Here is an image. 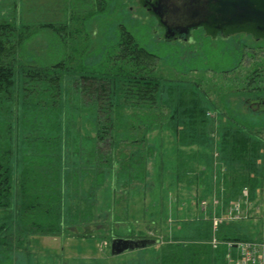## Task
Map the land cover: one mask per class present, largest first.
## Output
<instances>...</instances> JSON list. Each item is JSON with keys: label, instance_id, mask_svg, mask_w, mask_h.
Returning <instances> with one entry per match:
<instances>
[{"label": "rangeland", "instance_id": "1", "mask_svg": "<svg viewBox=\"0 0 264 264\" xmlns=\"http://www.w3.org/2000/svg\"><path fill=\"white\" fill-rule=\"evenodd\" d=\"M109 2L110 5L107 0H0V21L17 16L21 21L31 24H69L63 32L50 29L37 31L24 43L18 54L20 61L33 66H48L64 61L74 70L70 75L64 76V101L67 104L63 114L64 130H68L74 122L75 126L71 127L74 134L94 137L93 117L88 115L87 103L82 109L73 110L68 107L76 106L81 96L76 83L81 65H86L89 72H98L103 66L100 61L104 62L107 57L110 59V56L121 54V47L118 46L121 24L134 34L141 46L158 55L153 74L165 79L162 86L164 99L169 98L170 87L177 91L186 89L189 93L193 92L202 99V105L209 111L206 124L192 125L182 113L185 107H178L176 102L170 108L163 102L161 110L167 116L165 125L152 127L146 133L144 127L136 129L130 124L131 132L124 127L130 119L129 115L137 124V119L142 114H138L141 111L133 105L123 103L124 99L121 98L123 104L119 102L114 109V113L121 115L116 132L125 134L127 128L129 134H136L139 141L143 138L145 145L155 148L147 158L144 181L120 184L112 176L93 196H88L85 192L90 188V179L85 181L82 187L84 190L78 195L67 188L64 198L65 233L29 234L28 240L18 246L15 252H7L0 257L11 255L13 264H101L95 262V258H102L108 263L112 239L96 238L93 235L110 236L113 228L114 233L126 235L133 232V229L136 235L147 233L151 237H159L161 241L157 246H151L135 255L125 254L115 264H157L156 250L172 242L208 244L217 250L223 245L218 231L225 222H234L240 227L237 232L251 237L254 242L264 243V194L247 205L243 202V194L239 198L228 200L223 193L225 186L222 175L232 169L221 151L224 137H231L243 128L252 137L264 139V115H257L261 116L260 121L263 119L258 127L245 128L243 121L254 118L252 115L255 114L242 101L250 94L264 90V51L253 49L252 40L248 38L245 40L248 44L240 51L243 53L241 59L238 58L240 61L231 64L233 66L228 62L224 66L226 69L217 71L215 64L212 66V61L205 60V68L202 66L203 60L197 59L203 52L208 54L202 40L189 47L167 43L160 37L162 29L158 17L146 7L139 6L138 0ZM86 14L90 16L85 22ZM156 31L159 33L155 34ZM207 44L209 47L216 46L212 42ZM194 46L198 48L193 49ZM187 52L189 54L186 56ZM191 54L199 55L190 57V63L184 62V58L189 60ZM21 78L22 75L17 76V91L13 102H6L5 105L11 112L2 116V120L8 119L10 123L7 124L10 127L6 135L0 136L4 139L2 143H8V146H20L17 124L20 123L21 116L20 98L18 99L19 92L23 89ZM176 108L180 110L179 113L170 118L169 113ZM135 114L137 118L134 117ZM193 130H196L195 140L188 138L187 144H180V132L188 134ZM227 132L231 134L226 135ZM133 141L132 138H120V150L127 155L130 151L137 152L138 147ZM105 142L106 148H109L110 139ZM143 151H146V146ZM251 157L255 158L253 155ZM234 167L238 168V164ZM184 171L188 173L191 182L189 179L179 180ZM247 189L249 191L248 187ZM238 203H241V207L234 210V205ZM88 204L94 205L93 221H89L85 216L86 211H82L87 209ZM78 209L82 212L77 211ZM161 210L165 211V219L161 223L162 232L156 227L160 224L161 212H164ZM70 213L78 219L70 217ZM207 231L211 234L210 239L201 236ZM175 237L177 240H174ZM228 242L230 241L225 243ZM229 251L226 254L227 262ZM216 264H220L219 259Z\"/></svg>", "mask_w": 264, "mask_h": 264}, {"label": "trees", "instance_id": "2", "mask_svg": "<svg viewBox=\"0 0 264 264\" xmlns=\"http://www.w3.org/2000/svg\"><path fill=\"white\" fill-rule=\"evenodd\" d=\"M109 1L107 0L110 5ZM88 16L90 15L85 16V22L89 19ZM67 26H69L68 22L31 24L21 21L17 16L0 21V134H2L0 136L4 137L10 127L7 125L10 124L9 120H2V116L6 112H11L5 105L6 102H13L17 91L15 85L18 82V75H22L23 87L18 95L21 116L20 123L17 124V138L20 140V146L16 144L8 146V143H2L4 139L0 138V256L7 252L10 254L15 252L18 246L20 247L24 241L28 240L29 234L61 235L65 233L67 228L64 198L68 192H66L67 188L78 195L84 190L82 187L85 181L90 179V188L85 192L88 196H93L96 190L106 185L112 176L115 182L120 181V184L129 185L133 181H144L147 174L145 170L147 158L155 148L145 145L143 138L139 141L136 134H129L127 128L132 132L130 124L136 129L144 127L146 133L152 127L165 125L167 116L161 110V105L165 104L171 108L172 103L176 102L178 107H185L182 113L187 116L189 123L198 126L206 124L209 111L202 105V99L193 92H190V96L186 89L177 91L170 87L169 98L164 99L162 86L165 79L153 74L154 66L159 59L158 55L141 46L134 34L121 24L118 37L121 54L110 56V59L107 57L104 62L100 61L103 66L98 72H89L86 65L80 64L82 69L76 83L81 96L76 106L68 107L73 110L82 109L87 103L88 115L93 117L94 137H85L80 133L74 134L71 128L75 126L74 122L70 123L71 126L65 131L63 114L67 104L64 101V76L70 75L74 70L64 61L48 66H33L20 61L18 54L24 43L37 31L50 29L63 32ZM155 34L158 33L155 32ZM160 37L163 39L162 36ZM163 41L167 42L165 39ZM202 41L208 49V54L203 52L201 57H197L199 54H191L189 58L197 57L203 60L202 66L205 68L207 67L204 64L205 60L212 61V66L215 64L218 71L227 66L225 63L229 62L231 65L240 58V51L226 43L209 47L207 43L211 42L210 39L202 37ZM197 48L194 46L193 49ZM188 54L187 52L186 56ZM191 58L189 60L184 58V62L190 63ZM197 88H195L196 91ZM121 98L124 99L123 103L133 105L135 109L141 111L138 114H142L138 117L137 124L129 115L128 124H124V127H127L125 134H118L115 130L121 115L114 113V109L119 102L121 103ZM179 111L178 108L172 110L169 113L170 118L176 117ZM136 116L137 114L134 115ZM252 116L254 118L243 121L245 128L258 127V124L260 125L263 121V119L259 120L261 116L258 117L256 114ZM195 133L196 130L188 134L181 131L178 135L180 144H187L188 138L191 141L195 140ZM227 134L231 133L227 132ZM122 137L123 140L134 139L133 142L138 147V151H130L127 155L122 149L120 150ZM108 138L110 139L109 148H106L105 141ZM145 146L146 151H143ZM221 147L224 159L232 169L222 175L225 186L223 193L228 200L239 198L247 187L252 201L257 200L259 196L262 197L264 194V139L252 137L243 128L231 137H224ZM252 155L255 158H252ZM234 163L238 164V168L234 167ZM161 171H163L162 168ZM189 178L186 171L179 176V180L182 181ZM189 182H191L190 179ZM93 208L94 205L88 204L87 209L82 210L86 211L85 216L89 221L95 219ZM164 213L165 211L161 212L160 224L156 225L161 232L163 231L161 223L165 219ZM69 216L73 218L75 215L70 213ZM74 218L78 219L76 216ZM114 218L116 221V217ZM238 228L240 229L234 222H225L221 225L218 237L223 240V245L217 250L208 244L195 242H172L161 246L156 250L157 264H216L217 259L220 260V264H226V254L229 251L226 241L251 240V237L237 232ZM111 231L113 234L110 236L107 234L93 236L103 239L120 236L150 238L157 239L159 242L119 255H113L110 247V261L107 263L102 258H95V262L115 264L125 254L135 255L161 242L159 237H151L147 233L136 235L133 229H131L133 232L126 235L114 233L113 228ZM207 233L201 236L204 235L203 238L210 239L211 234L209 231ZM174 240H177V237ZM0 264H13L11 255L5 258L0 257Z\"/></svg>", "mask_w": 264, "mask_h": 264}, {"label": "water", "instance_id": "3", "mask_svg": "<svg viewBox=\"0 0 264 264\" xmlns=\"http://www.w3.org/2000/svg\"><path fill=\"white\" fill-rule=\"evenodd\" d=\"M261 0H157L154 14L166 28L174 27L182 33L191 28L214 25L254 24L261 30L264 13L258 7ZM159 240L150 238L114 237L111 252L119 255L126 251L146 248L157 244Z\"/></svg>", "mask_w": 264, "mask_h": 264}, {"label": "flooded vegetation", "instance_id": "4", "mask_svg": "<svg viewBox=\"0 0 264 264\" xmlns=\"http://www.w3.org/2000/svg\"><path fill=\"white\" fill-rule=\"evenodd\" d=\"M156 2L157 0H138V5L146 7L150 12H154V4ZM132 9H134V7H132ZM258 9L260 12L264 13V0H261ZM223 24L224 22L218 24L217 21H215L214 25H202L197 28H191L188 33H182L174 27L170 29L166 28L159 22L162 29V31H160V36L167 42L176 45H195L202 40V37H206L216 46L221 43H226L237 51H241L243 46L248 44L245 40L250 38L252 40L253 49L258 48L264 51V23H262L261 30L254 24L248 22L238 25ZM156 33H159V31H156ZM252 53L254 54V52ZM242 55L243 53L241 52L240 59ZM240 59L238 61H240ZM256 70H258V68H256ZM242 101L253 114L264 115V90L257 91V93L253 95L250 94L249 97L243 98Z\"/></svg>", "mask_w": 264, "mask_h": 264}, {"label": "built area", "instance_id": "5", "mask_svg": "<svg viewBox=\"0 0 264 264\" xmlns=\"http://www.w3.org/2000/svg\"><path fill=\"white\" fill-rule=\"evenodd\" d=\"M243 196L245 197L243 201L245 205L251 203L247 188L243 190ZM240 207L241 203H238L234 205V210ZM227 245L229 246V250H231L228 254V256L230 255L229 261L226 264H264V243L260 244L252 240H243L237 242L230 241Z\"/></svg>", "mask_w": 264, "mask_h": 264}]
</instances>
